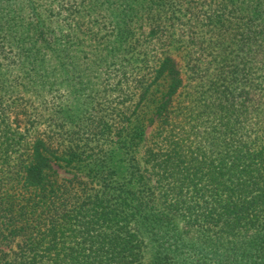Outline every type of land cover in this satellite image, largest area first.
<instances>
[{"label": "trees", "instance_id": "obj_1", "mask_svg": "<svg viewBox=\"0 0 264 264\" xmlns=\"http://www.w3.org/2000/svg\"><path fill=\"white\" fill-rule=\"evenodd\" d=\"M199 255L264 264V0H0V264Z\"/></svg>", "mask_w": 264, "mask_h": 264}, {"label": "rangeland", "instance_id": "obj_2", "mask_svg": "<svg viewBox=\"0 0 264 264\" xmlns=\"http://www.w3.org/2000/svg\"><path fill=\"white\" fill-rule=\"evenodd\" d=\"M150 128H151V126H149L147 129H146V131H145V136H147L148 135V132L150 131ZM137 157H138V159H139V161L141 162V153H137ZM59 171L60 172H63L64 171V169L63 168H61V169H59ZM150 182V181H149ZM150 183H153V181L151 180V182ZM184 220L182 219V218H179L178 216H175L174 217V223H175V225H174V227H176V228H173V226L172 225H170V228L169 229H174L173 231H175V230H178L179 231V233L183 230V228H184ZM170 232L169 233V235H173L175 232ZM190 236L191 237H193V239L195 238V236H196V230L194 229V231H191V233H190ZM166 244H168V241H167V243ZM149 253H150V255H151V253H152V250H151V252L149 251L148 252V256H149ZM153 254V253H152ZM196 259H198L199 261H200V264H205V263H208V259H207V257L206 258H204V259H202L201 257H200V255H199V257H197Z\"/></svg>", "mask_w": 264, "mask_h": 264}]
</instances>
